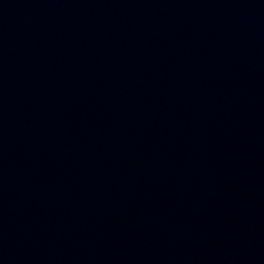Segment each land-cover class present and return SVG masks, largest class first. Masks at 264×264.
I'll return each instance as SVG.
<instances>
[{
    "label": "water",
    "instance_id": "1",
    "mask_svg": "<svg viewBox=\"0 0 264 264\" xmlns=\"http://www.w3.org/2000/svg\"><path fill=\"white\" fill-rule=\"evenodd\" d=\"M0 264H264V0H0Z\"/></svg>",
    "mask_w": 264,
    "mask_h": 264
}]
</instances>
